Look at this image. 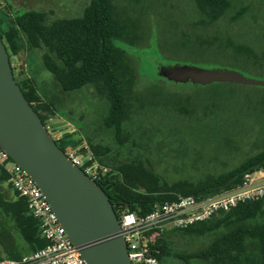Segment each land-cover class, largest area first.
Returning <instances> with one entry per match:
<instances>
[{
    "label": "trees",
    "instance_id": "1",
    "mask_svg": "<svg viewBox=\"0 0 264 264\" xmlns=\"http://www.w3.org/2000/svg\"><path fill=\"white\" fill-rule=\"evenodd\" d=\"M138 1L135 0V4ZM193 4L198 14L196 24L201 26L217 22L231 8L230 0H193ZM142 13L143 10L128 7L117 15L112 0H89L79 17L51 18L46 12L34 10L9 20L0 17V37L8 56L26 54L29 57L33 50L43 51L42 65L57 84L58 89L52 93L44 88L38 89L31 78L23 77L16 81L44 125L59 111L64 94L89 85L105 101L102 123L112 130L115 150L86 138L97 161L110 169L98 185L109 197L115 212L127 205L128 211L138 216L149 213L153 204L170 202L177 196L206 197L230 190L241 183L244 174L264 169L263 151L228 171L206 175L195 181L183 179L168 186L147 171L139 158L127 157L123 161L121 150L127 143L137 148L128 126L147 115L156 104L152 95H147L149 92L138 90L137 61L114 44L115 40L128 45L146 44L151 30L143 25ZM242 13L243 9L237 16ZM164 45L168 49L171 43L165 42ZM170 47L176 52L189 48L182 40L175 41ZM234 50L238 54L236 56L242 57L252 68L264 65L251 49L234 46ZM220 85L236 86H193L197 89L216 88V95L220 94ZM150 92L155 94L156 91L152 89ZM183 100L190 108L180 100H176L172 108L182 115L191 116L195 109L190 96ZM68 144L76 146L71 134H65L58 146L63 150ZM17 235L23 244L17 242ZM186 236L206 237L209 241L191 253L173 251V237ZM45 245L38 222L30 215L24 199L12 190L8 174L0 167V260L18 261ZM150 249L159 264H171L173 261L179 264H264V198L216 213L207 221L185 229L157 233Z\"/></svg>",
    "mask_w": 264,
    "mask_h": 264
},
{
    "label": "rangeland",
    "instance_id": "2",
    "mask_svg": "<svg viewBox=\"0 0 264 264\" xmlns=\"http://www.w3.org/2000/svg\"><path fill=\"white\" fill-rule=\"evenodd\" d=\"M230 1L231 8L225 16L201 26L196 24L198 14L193 0H139L138 4L135 0H112L117 15L128 7L143 10V25L151 30L146 44L128 45L119 40L114 44L137 61L138 90L149 92L147 95H152L156 103L147 115L128 126L137 148L127 143L121 150L123 161L127 157L139 158L147 171L168 186L179 180L195 181L228 171L264 151V87L220 85V94L215 95L216 88L197 89L158 76L160 66L186 65L232 70L264 81V65L252 68L234 50V46L247 47L264 64V0ZM88 3L89 0H0V17L9 20L34 10L46 12L51 18H73L81 16ZM242 9L243 13L237 16ZM180 40L187 43L188 50L176 52L170 47ZM165 42L171 43L168 49L164 48ZM42 52L33 50L29 57L9 56L13 76L16 81L31 78L38 89L55 93L58 87L42 65ZM152 89L155 94L150 92ZM187 96L195 109L191 116L172 108L176 100L186 106L183 99ZM60 105L47 124L73 135L76 146L88 145V138L115 150L112 130L102 123L105 101L91 86L64 94ZM208 241L206 237H173L171 249L191 253ZM17 242L23 244L18 235Z\"/></svg>",
    "mask_w": 264,
    "mask_h": 264
},
{
    "label": "water",
    "instance_id": "3",
    "mask_svg": "<svg viewBox=\"0 0 264 264\" xmlns=\"http://www.w3.org/2000/svg\"><path fill=\"white\" fill-rule=\"evenodd\" d=\"M158 76L172 83L201 87H264V81L246 78L236 71L186 65L160 66ZM0 148L37 185L86 264H130L109 197L66 157L48 134L14 79L1 37Z\"/></svg>",
    "mask_w": 264,
    "mask_h": 264
},
{
    "label": "built area",
    "instance_id": "4",
    "mask_svg": "<svg viewBox=\"0 0 264 264\" xmlns=\"http://www.w3.org/2000/svg\"><path fill=\"white\" fill-rule=\"evenodd\" d=\"M45 128L57 145L67 134L47 123ZM62 151L97 184L110 172L107 166L97 161L86 143L77 146L68 144ZM0 167L8 174L12 190L26 202L30 215L38 222L40 236L46 241L42 249L30 255L18 261L1 259L0 264H86L37 185L1 148ZM263 198L264 169H259L244 174L241 183L230 190L206 197L177 196L173 201L153 204L146 215L138 216L126 208L118 209L116 216L126 243L128 260L130 264H159L150 249L155 234L185 229L207 221L216 213Z\"/></svg>",
    "mask_w": 264,
    "mask_h": 264
}]
</instances>
